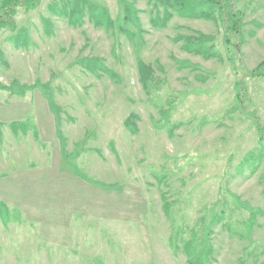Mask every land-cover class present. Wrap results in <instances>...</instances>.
<instances>
[{"label": "rangeland", "instance_id": "374dc122", "mask_svg": "<svg viewBox=\"0 0 264 264\" xmlns=\"http://www.w3.org/2000/svg\"><path fill=\"white\" fill-rule=\"evenodd\" d=\"M224 5L0 8V264H264V0Z\"/></svg>", "mask_w": 264, "mask_h": 264}, {"label": "trees", "instance_id": "16d2710c", "mask_svg": "<svg viewBox=\"0 0 264 264\" xmlns=\"http://www.w3.org/2000/svg\"><path fill=\"white\" fill-rule=\"evenodd\" d=\"M160 4L168 9L170 6L177 12L183 14L184 16L189 17H197L199 14H197L198 9L210 5L213 9H219L220 12H223L224 9L223 4L225 0H159ZM41 0H1L0 2V8H4L7 14H10V17L8 21H12L13 11L17 8V6H25L27 9H36ZM233 18H236V16H233ZM228 28H230L231 31H240L241 30V21L234 20V23L232 25H227ZM208 38L200 37L198 40V44L200 43H206L209 42ZM238 46H240L237 43ZM141 74L142 79L144 83H146V86H148V78L147 75V67L142 63L141 64ZM8 216V214H6ZM5 216V217H6ZM0 217H3V213L0 212Z\"/></svg>", "mask_w": 264, "mask_h": 264}]
</instances>
